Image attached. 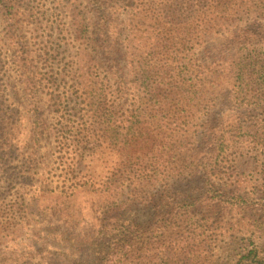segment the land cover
<instances>
[{"label": "rangeland", "instance_id": "rangeland-1", "mask_svg": "<svg viewBox=\"0 0 264 264\" xmlns=\"http://www.w3.org/2000/svg\"><path fill=\"white\" fill-rule=\"evenodd\" d=\"M114 1L119 8H108L112 19L127 22V6L123 0H111ZM144 1L153 22L166 20L169 26L173 20L183 19L174 12V0ZM90 8L89 0H16L14 4L0 0V108L5 118L0 124V258L32 257L36 262L37 249L42 247L41 238L45 236L42 229L50 221L65 236L91 231L98 238L113 215L100 209L98 195L88 190H78L69 199L61 195L58 163L50 159L44 166L43 162L52 147H47L43 139L31 142L35 113L28 103L33 99L46 101L47 83L60 91L69 89L75 62L82 52L92 51L93 43L88 37L92 27ZM255 10L260 14L236 20L230 27L231 31L242 26L251 28L250 41L229 45L226 40H217L220 35L216 34L205 44L196 45L190 56L186 54V62L192 57L200 63L205 47L211 44L214 50L219 49L211 59L215 69L219 68L214 65L230 68L231 56L238 50L264 57V8ZM76 17H86L89 23L87 30L80 28L81 40L75 39L79 34ZM140 19L141 15H137L136 20ZM119 29L121 35L128 32L124 24ZM138 30V36L147 33L141 27ZM147 43L140 38L139 48ZM99 60L104 62L103 57ZM94 70L104 76L103 67L96 66ZM256 71L250 69L249 79L231 81L229 98L224 96L225 99V90H220L221 95L213 93L210 97L212 101L200 102L192 117L184 115L187 125H182L180 131L187 137L183 142H193L192 147L202 149L208 166L199 167L192 177L172 178L167 183L169 195L184 193L179 198L182 202L158 209H143L141 202H128L131 212L126 215L134 219L137 235L133 264H233L245 249L264 247V76ZM217 76H221L222 83L227 81L224 74ZM31 85L34 90L29 93L26 87ZM227 86L225 83L220 87ZM74 106L78 107L70 102V107ZM207 122L221 124L218 129L220 133L227 131L226 143L218 142L214 149L206 135ZM110 142L107 139L102 145V163L96 171L99 180L105 179L118 162ZM43 170L50 172L51 176L45 174L50 181H44ZM204 171L209 175L207 182L202 181ZM155 191L151 189V194L157 198L160 194ZM220 194L225 195V200L217 203ZM179 231L195 234L190 240L160 239L172 232L174 238ZM93 246L86 252L91 264H108L99 252L107 246Z\"/></svg>", "mask_w": 264, "mask_h": 264}, {"label": "trees", "instance_id": "trees-1", "mask_svg": "<svg viewBox=\"0 0 264 264\" xmlns=\"http://www.w3.org/2000/svg\"><path fill=\"white\" fill-rule=\"evenodd\" d=\"M4 1L16 3V0ZM174 1V12L183 19L173 20L168 26L166 20L153 22L144 0H123L130 17L125 23L112 19L108 11L109 7L113 11L119 8L116 1L89 0L92 27L88 37L93 43V52H82L75 62L69 89L60 91L47 83L46 101L33 99L28 103L35 113L31 142L43 139L47 147H52L43 162L44 166L50 159L58 163L61 195L69 199L78 190H88L98 195L100 209L113 213L98 238L91 231L65 236L50 221L41 232L45 236L41 238L42 247L37 249L38 264H91L90 254L86 252L93 250V245L102 244L107 248L99 252L108 264H133L137 235L134 219L126 215L131 212L128 202H138V205L141 202L143 209L168 208L180 203L184 193L169 195L167 183L172 178L192 177L199 167L208 166L202 149L192 147L193 142H183L187 137L180 131L182 125H187L184 115L192 117L200 102L206 104L213 93L218 97L220 90H225L223 97L229 98V83L251 78L250 69H257L256 73L264 76V57L240 50L232 54L230 68L215 65L219 69L213 68L215 61L211 59L219 49L214 50L212 44L205 47L200 63L192 57L186 62V54L190 56L196 45L205 44L216 34L220 35L217 40H226L229 45L250 41L251 28L242 26L231 31L230 27L236 20L260 14L255 9L264 8V0ZM137 15H141L138 21ZM76 21L79 34L75 39L81 40L80 28L87 30L89 23L86 17L84 20L76 17ZM122 24L128 29L124 35L118 31ZM139 27L147 31L146 35L138 36ZM140 38L148 40L141 48ZM99 57H103V63ZM21 58L24 61V55ZM96 66L103 67V77L94 70ZM218 74L225 75L227 87H220L225 83ZM26 88L29 93L34 90L33 85ZM72 101L78 107L71 108ZM180 112L183 114L178 115ZM1 114L0 108V124L5 120ZM220 125L207 122L206 135L214 149L218 142H227V131L220 133ZM107 139L113 147L110 150L118 154V162L105 179L99 180L96 171L102 163V145ZM43 174L51 176L49 171ZM49 176L45 175L44 181ZM202 178L207 182L206 171ZM153 188L160 194L157 198L151 194ZM124 195L127 197L121 199ZM218 198L216 202H222L225 195L220 194ZM192 201L195 204V199ZM174 234L160 239L190 240L195 232L179 231L172 238ZM237 257L233 264H264V247L245 249ZM32 260V257H6L0 258V264H36Z\"/></svg>", "mask_w": 264, "mask_h": 264}]
</instances>
